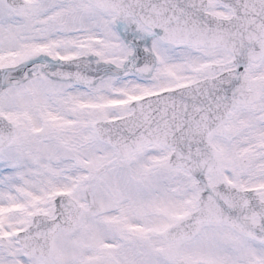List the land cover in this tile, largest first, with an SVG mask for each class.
<instances>
[{"label": "snow or ice", "instance_id": "6c2138e0", "mask_svg": "<svg viewBox=\"0 0 264 264\" xmlns=\"http://www.w3.org/2000/svg\"><path fill=\"white\" fill-rule=\"evenodd\" d=\"M0 264H264V0H0Z\"/></svg>", "mask_w": 264, "mask_h": 264}]
</instances>
